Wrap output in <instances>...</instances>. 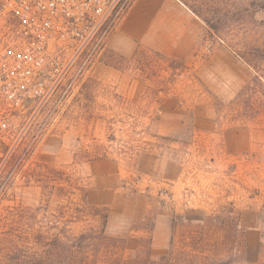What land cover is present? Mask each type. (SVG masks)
Wrapping results in <instances>:
<instances>
[{
    "label": "rangeland",
    "instance_id": "1",
    "mask_svg": "<svg viewBox=\"0 0 264 264\" xmlns=\"http://www.w3.org/2000/svg\"><path fill=\"white\" fill-rule=\"evenodd\" d=\"M180 1L204 12L244 2ZM7 25L0 14V43ZM111 37L78 56L62 98L2 120L0 263L38 235H95L106 214L104 235L124 240L117 258L151 236L169 264H264V73L253 83L233 52L264 50V26L206 29L184 59L123 55Z\"/></svg>",
    "mask_w": 264,
    "mask_h": 264
},
{
    "label": "built area",
    "instance_id": "2",
    "mask_svg": "<svg viewBox=\"0 0 264 264\" xmlns=\"http://www.w3.org/2000/svg\"><path fill=\"white\" fill-rule=\"evenodd\" d=\"M131 2L0 0L1 17L11 30L0 43V130L6 128L2 120L62 98L85 64L74 73L78 56L105 44Z\"/></svg>",
    "mask_w": 264,
    "mask_h": 264
},
{
    "label": "trees",
    "instance_id": "3",
    "mask_svg": "<svg viewBox=\"0 0 264 264\" xmlns=\"http://www.w3.org/2000/svg\"><path fill=\"white\" fill-rule=\"evenodd\" d=\"M238 5L226 6V4H215L202 11L194 6L186 7L205 25L206 29L217 36L227 30L234 22L242 19H250L254 25L264 26V0H243ZM232 49V47H230ZM234 53L254 73L253 83L261 86V73H264V50L260 48H247L246 50ZM264 87V86H263ZM99 210H94V216ZM102 222L101 229L95 235L88 232H62L52 237L37 236L34 241L36 249L30 246L15 247L4 262L0 264H98L99 253H106L102 264H169V256L154 257L151 252V236L139 239V247L131 252L126 259L117 258L114 251H117L124 240L104 235V228L107 220L106 214H99ZM149 225V224H148ZM150 232L153 223L144 227ZM91 247V252L88 248ZM103 248L104 250H101ZM170 254V251H169ZM108 255V256H107Z\"/></svg>",
    "mask_w": 264,
    "mask_h": 264
},
{
    "label": "crops",
    "instance_id": "4",
    "mask_svg": "<svg viewBox=\"0 0 264 264\" xmlns=\"http://www.w3.org/2000/svg\"><path fill=\"white\" fill-rule=\"evenodd\" d=\"M205 25L180 0H132L110 45L123 55L137 46L184 59L200 53Z\"/></svg>",
    "mask_w": 264,
    "mask_h": 264
}]
</instances>
